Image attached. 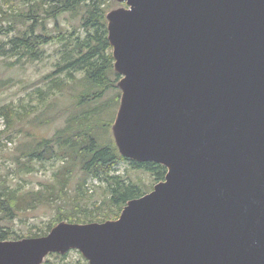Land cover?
Here are the masks:
<instances>
[{
	"label": "water",
	"instance_id": "water-1",
	"mask_svg": "<svg viewBox=\"0 0 264 264\" xmlns=\"http://www.w3.org/2000/svg\"><path fill=\"white\" fill-rule=\"evenodd\" d=\"M119 153L166 167L118 218L0 240V264H264V0H115Z\"/></svg>",
	"mask_w": 264,
	"mask_h": 264
},
{
	"label": "trees",
	"instance_id": "trees-1",
	"mask_svg": "<svg viewBox=\"0 0 264 264\" xmlns=\"http://www.w3.org/2000/svg\"><path fill=\"white\" fill-rule=\"evenodd\" d=\"M117 4L114 0H0V34L14 33L8 41V49L0 40V56L11 53L16 58L15 66H24L42 60L46 45L59 44L53 51L60 58L52 62V70L40 80L45 87L34 90L37 115L31 122L49 123L58 95L70 91L74 97L70 106L73 111L68 113L64 126L51 138L39 139L34 151L23 152V161L19 160L21 167L31 168L34 160L43 162L55 158L61 161L54 174L55 182L37 192H22L8 185L0 173V240L23 238V235L14 237V233L9 232V223L19 213L47 201L50 192L64 195L67 192L66 177L74 171L81 173L82 183L88 178L97 180L101 198L96 202L100 200L98 205L103 209L76 219L73 213L62 215L58 217L59 221L113 220L119 217L130 199L150 192L152 187L143 188L132 178L116 172L115 166L122 161L129 162L134 169L150 172L152 185L164 180L165 166L122 156L111 133L120 96L117 85L120 74L114 69L106 15ZM65 14L78 19V24H72L71 29L62 25L60 18ZM58 74H63L64 78ZM77 84L80 86L76 87ZM110 91L112 94L107 97ZM10 111L7 106H0V114ZM75 188L79 193L78 185ZM54 225L43 233H31L26 237L45 235ZM67 256L68 252H52L42 264H62L60 261ZM71 264H87V261L79 256Z\"/></svg>",
	"mask_w": 264,
	"mask_h": 264
},
{
	"label": "rangeland",
	"instance_id": "rangeland-1",
	"mask_svg": "<svg viewBox=\"0 0 264 264\" xmlns=\"http://www.w3.org/2000/svg\"><path fill=\"white\" fill-rule=\"evenodd\" d=\"M121 6L124 5L118 2L114 8ZM78 21L70 14H65L60 18V23L69 29L72 24H78ZM13 34V32L0 34V40H3L6 49L9 48L8 41ZM58 46L59 44L46 45V52L42 60L26 63L24 66H15L16 58L11 53L8 56H0V106H7L11 110L7 114H0V173L8 185L22 192H37L45 186L53 184L55 182L54 174L61 165V161L55 158L46 159L43 162L34 160L32 168L21 167L19 164V160L23 161L21 157L23 152L34 151L39 139L51 138L57 129L64 126L68 113L73 111L70 106L74 97L71 95L72 92L65 91L63 95H58L55 106L51 110L53 119L49 123L31 122L37 115L35 109L37 100L34 90L37 87H45V83L40 80L52 70V62L60 58L59 54L53 51ZM9 63H12L14 67ZM58 75L64 78L63 74ZM79 86V84L76 85V87ZM119 91L120 96L113 114L112 124L120 104L121 90L119 89ZM55 92L58 91L55 90ZM111 94L112 91L107 94V97H110ZM115 170L124 177L132 178L143 188L152 187L153 189L154 187L150 172L134 169L129 162L118 163ZM80 174L74 171L69 177H66L67 192L64 195L50 192L47 201L35 203L37 205L34 208H28L19 213L14 221L9 223V232L14 233V237L18 235L26 237L31 233L40 234L58 222L59 216L73 213L75 215L73 218L76 219L103 209L99 208L100 200L96 202L101 198V189L98 187L97 180L88 178L85 183H82ZM76 185L80 188L79 193H76ZM79 256L82 255L78 250L70 249L68 256L60 262L71 264Z\"/></svg>",
	"mask_w": 264,
	"mask_h": 264
}]
</instances>
